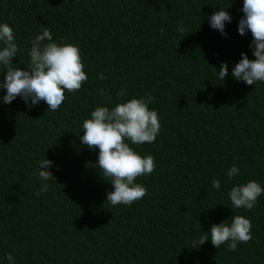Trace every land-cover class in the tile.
Here are the masks:
<instances>
[{"label":"trees","instance_id":"trees-1","mask_svg":"<svg viewBox=\"0 0 264 264\" xmlns=\"http://www.w3.org/2000/svg\"><path fill=\"white\" fill-rule=\"evenodd\" d=\"M218 6L232 16L227 38L207 20ZM241 7L242 0H0V22L13 26L20 46L16 67L28 66L29 41L46 26L54 40L79 45L88 74L56 111L44 102L29 110L19 98L0 104V258L10 252L16 264H264V195L251 210L232 208L227 196L233 184L264 185V83L230 78L241 52L254 59L250 32L237 33ZM221 62L229 64L223 82ZM145 94L154 98L150 108L161 127L154 143L131 146L154 156L156 168L136 178L146 187L143 199L113 207L106 202L110 181L95 165L98 150L79 140L81 125L98 105ZM44 158L55 162V178L36 196L41 182L33 173ZM233 164L240 175L229 182ZM213 178L222 190L211 187ZM234 215L252 224V239L237 251L210 241L190 246Z\"/></svg>","mask_w":264,"mask_h":264},{"label":"clouds","instance_id":"clouds-1","mask_svg":"<svg viewBox=\"0 0 264 264\" xmlns=\"http://www.w3.org/2000/svg\"><path fill=\"white\" fill-rule=\"evenodd\" d=\"M233 0H231V3ZM218 6L217 10L207 17L209 27L227 38L226 24L231 23L232 16ZM243 13L237 23V33L241 36L250 32L249 48L254 59H249L244 52L240 59L231 66V79L242 81L246 85L264 83V0H242ZM177 32L183 34L184 28ZM183 36V35H182ZM29 63L26 68L16 67L14 57H18L20 46L13 26L0 22V104H10L19 98L25 107L31 110L41 102L47 104L50 111H56L65 100V92L78 91L88 80L84 71L83 55L79 45L53 39L52 32L42 26L40 33L29 41ZM229 64L221 62L217 71L218 79L223 82L229 75ZM103 80V73L97 75ZM100 94L110 93L101 89ZM154 98L145 94L118 102L112 107L98 105L90 111L89 117L82 122V135L79 140L90 150L97 151L95 165L103 177L110 181L112 191L106 193V202L115 207L131 206L147 195L146 187L136 182L137 177H147L156 168L155 157L151 154L141 155L131 145L152 144L160 130V118L155 108H150ZM55 162L42 159L36 162L34 175L40 181V187L34 195L47 192L49 181L53 178L51 169ZM240 175V167L233 164L225 176L229 182ZM211 187L222 190L221 180L213 178ZM264 195V185L256 180L233 184L227 192L232 208L253 209L259 197ZM252 224L249 218L241 215L214 223L207 232L194 238L191 247L198 248L205 241L219 249L227 244L229 251L235 252L242 243L252 239ZM16 264V258L5 252L0 264Z\"/></svg>","mask_w":264,"mask_h":264}]
</instances>
